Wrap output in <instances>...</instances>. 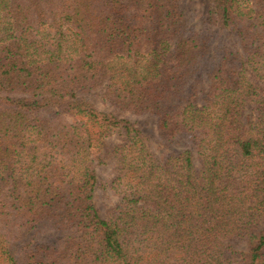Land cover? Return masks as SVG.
Returning a JSON list of instances; mask_svg holds the SVG:
<instances>
[{
    "label": "trees",
    "instance_id": "trees-1",
    "mask_svg": "<svg viewBox=\"0 0 264 264\" xmlns=\"http://www.w3.org/2000/svg\"><path fill=\"white\" fill-rule=\"evenodd\" d=\"M208 1L238 48L181 0H0V264H264V0ZM95 91L184 149L156 157Z\"/></svg>",
    "mask_w": 264,
    "mask_h": 264
},
{
    "label": "rangeland",
    "instance_id": "rangeland-1",
    "mask_svg": "<svg viewBox=\"0 0 264 264\" xmlns=\"http://www.w3.org/2000/svg\"><path fill=\"white\" fill-rule=\"evenodd\" d=\"M180 6L188 20L189 26L197 31H212L218 36L217 44H226L230 47L238 48L237 40L228 31H220L217 27H208L207 19L211 10L208 0H181ZM78 99L92 104L99 112L107 113L115 116L118 119L129 120L136 128L141 131V136L147 148L158 158H165L170 153H177L179 149H184L182 146L169 145L166 146L159 136L157 118L153 115H134L132 113L123 112L110 103L105 102L100 91L91 92L88 94H79ZM184 140H182L181 144ZM119 141L117 137H113L104 142L103 151L100 154L101 161L97 162V178L98 186L95 191V204L100 214L105 217L106 212L119 201V198L113 194L110 189L109 180L112 177L113 168L115 165L116 155L113 153V147ZM194 164L197 170L201 168L200 159L194 155ZM50 232H33L25 242H31L33 245L40 244L49 239ZM246 243L239 245V250H245Z\"/></svg>",
    "mask_w": 264,
    "mask_h": 264
}]
</instances>
